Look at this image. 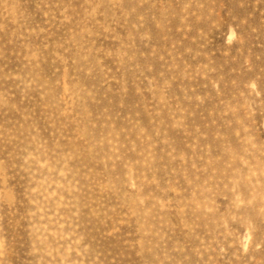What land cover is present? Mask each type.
Listing matches in <instances>:
<instances>
[{
  "label": "rangeland",
  "instance_id": "1",
  "mask_svg": "<svg viewBox=\"0 0 264 264\" xmlns=\"http://www.w3.org/2000/svg\"><path fill=\"white\" fill-rule=\"evenodd\" d=\"M0 264H264V0H0Z\"/></svg>",
  "mask_w": 264,
  "mask_h": 264
}]
</instances>
